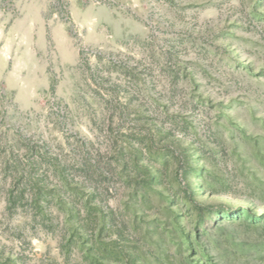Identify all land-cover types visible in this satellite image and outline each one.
<instances>
[{"label":"rangeland","instance_id":"1","mask_svg":"<svg viewBox=\"0 0 264 264\" xmlns=\"http://www.w3.org/2000/svg\"><path fill=\"white\" fill-rule=\"evenodd\" d=\"M0 264H264V0H0Z\"/></svg>","mask_w":264,"mask_h":264},{"label":"trees","instance_id":"2","mask_svg":"<svg viewBox=\"0 0 264 264\" xmlns=\"http://www.w3.org/2000/svg\"><path fill=\"white\" fill-rule=\"evenodd\" d=\"M241 197V196H240Z\"/></svg>","mask_w":264,"mask_h":264}]
</instances>
